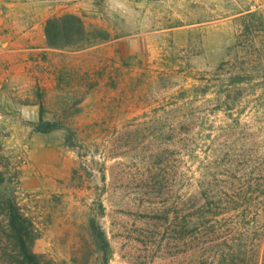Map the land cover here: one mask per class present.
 <instances>
[{"label":"rangeland","instance_id":"obj_1","mask_svg":"<svg viewBox=\"0 0 264 264\" xmlns=\"http://www.w3.org/2000/svg\"><path fill=\"white\" fill-rule=\"evenodd\" d=\"M0 12V47H28L0 51V264H18L8 203L42 264H201L178 239L198 176L189 154L264 143V11L246 0H0ZM67 15L89 42L50 47L47 21ZM41 106L60 129L36 131Z\"/></svg>","mask_w":264,"mask_h":264},{"label":"trees","instance_id":"obj_2","mask_svg":"<svg viewBox=\"0 0 264 264\" xmlns=\"http://www.w3.org/2000/svg\"><path fill=\"white\" fill-rule=\"evenodd\" d=\"M73 27L76 38H73ZM89 35L85 23L73 15L53 18L46 24L50 47H62L65 38L72 39L73 44H87ZM43 112L41 106L37 132L51 133L61 128L45 122ZM222 136L228 138L229 135ZM197 137L212 141L211 133L198 132ZM244 141L240 147L225 144L190 151L189 156L198 163V176L190 184L191 194L183 197L179 204L183 217L178 239L195 249L201 264H215L218 258L219 264H264V252L260 255L247 251L248 243L258 248L264 245V221L250 218L264 214V143L255 138ZM7 217L18 251L17 263L42 264L31 247L35 240L31 225L16 204H7ZM188 225H192L190 231ZM93 231H96L95 226ZM97 239L105 242L103 235ZM210 253L212 257H206Z\"/></svg>","mask_w":264,"mask_h":264},{"label":"crops","instance_id":"obj_3","mask_svg":"<svg viewBox=\"0 0 264 264\" xmlns=\"http://www.w3.org/2000/svg\"><path fill=\"white\" fill-rule=\"evenodd\" d=\"M0 14H1V12H0ZM15 44V42H10L9 43V46L7 47V48H4V47H0V51H1V54H3L5 57L6 56H8L9 54L10 55H12V53L14 52V51H23V49H24V51H27V49H28V47H26V48H22V47H19V46H15L14 45Z\"/></svg>","mask_w":264,"mask_h":264},{"label":"built area","instance_id":"obj_4","mask_svg":"<svg viewBox=\"0 0 264 264\" xmlns=\"http://www.w3.org/2000/svg\"><path fill=\"white\" fill-rule=\"evenodd\" d=\"M253 8H259L264 11V0H246Z\"/></svg>","mask_w":264,"mask_h":264}]
</instances>
